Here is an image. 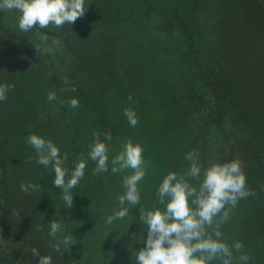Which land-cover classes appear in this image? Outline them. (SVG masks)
<instances>
[{"label":"trees","instance_id":"16d2710c","mask_svg":"<svg viewBox=\"0 0 264 264\" xmlns=\"http://www.w3.org/2000/svg\"><path fill=\"white\" fill-rule=\"evenodd\" d=\"M195 2L85 0V15L71 26L26 33L14 30L24 49L15 53L13 60L23 63L32 75L28 88L18 86L15 91L21 96L18 113L28 114L23 120L30 134L50 139L61 156L67 154L69 169L81 153L87 157L96 139L94 133L101 134L111 161L128 139L126 128H141L152 117L159 119L160 132L155 139L159 142L153 152L134 142L143 147V157L150 164L138 185L140 204L133 207L126 203L129 215L111 225H106V218L120 209L118 196L125 191L122 179L130 171L114 174L109 163L107 173L93 175L95 162L88 160L84 178L72 190L73 207L69 209L62 192L53 186L54 172L36 163L31 145L18 158L23 172L18 182L41 186L40 191L30 192L40 216L61 223V233L74 237L72 247L90 264L134 262V253L144 246L146 236V226L138 220L139 209L145 206L148 210V203H152L149 210L162 207L156 195L159 184L170 171L186 172L189 162L184 157L193 150L204 167L210 162L242 161L246 186L254 194L238 201L221 231L229 246L236 241L244 245L248 264H264V127L254 124L249 107L233 97L239 88L236 83L224 85L214 65L212 72L200 65L207 34L204 21L185 20L188 14L208 9L209 3L203 0L199 6ZM18 15L10 11L14 26ZM71 87L76 90L64 91ZM49 92L56 93L59 103L47 100ZM72 98L78 99V107H70ZM125 108L136 113V127L129 125ZM104 133H110L112 139L104 141ZM6 168L0 162L1 223L9 235L7 204L14 174ZM118 226L123 234L116 240ZM114 241L117 243L112 245ZM21 245L18 252L0 259V264H33L35 255L26 249L27 244ZM35 257L39 260L41 256Z\"/></svg>","mask_w":264,"mask_h":264},{"label":"clouds","instance_id":"9594fccd","mask_svg":"<svg viewBox=\"0 0 264 264\" xmlns=\"http://www.w3.org/2000/svg\"><path fill=\"white\" fill-rule=\"evenodd\" d=\"M0 11L18 12V29L26 33L71 26L85 15L86 7L85 0H0ZM13 89L12 84H0V102L6 100L7 93ZM69 90L76 89H64ZM47 100L59 103L55 92H49ZM68 103L72 108L79 106L76 98ZM124 116L130 126L138 125L134 110L125 108ZM94 135L96 139L90 145L87 157L81 153L71 169L67 167V154L61 156L50 139L30 134L27 143L35 151L36 163L50 167L54 172L53 186L62 192V200L69 209L73 207L72 190L84 178L88 160L95 162L93 175L107 173L109 163L114 174L130 171L131 174L122 179L125 191L118 196L120 209L106 218V225H111L129 215V208L124 207L126 203L133 207L140 204L138 185L147 175L150 164L143 157V147L134 144L130 138L122 142L118 154L109 161L107 144L101 141L100 133ZM103 137L104 141L112 139L110 133H104ZM184 159L189 162L187 171L183 174L168 172L156 190L158 204L162 207L139 209L138 220L146 226V236L144 246L135 251L132 264H212L213 261L236 264L237 260L240 264H248L250 257L243 251L244 245L236 241L229 246L221 231L238 201L254 194L246 186L242 161L237 158L223 163L210 162L208 167H204L195 150L185 154ZM40 187L32 183L20 185L25 194L40 191ZM62 230L61 223L49 222V235L55 238L53 248L57 253L61 252V245L68 252L76 243L73 236L57 238ZM234 252L238 254L235 258ZM38 264H52L51 256H42Z\"/></svg>","mask_w":264,"mask_h":264},{"label":"rangeland","instance_id":"374dc122","mask_svg":"<svg viewBox=\"0 0 264 264\" xmlns=\"http://www.w3.org/2000/svg\"><path fill=\"white\" fill-rule=\"evenodd\" d=\"M205 1L209 3L208 9H201L196 15L188 14L189 20H185L188 23L204 21L202 25L207 34L205 42L202 43L200 65L204 69L209 68L211 72L214 70L210 67L214 65L222 84L231 86L236 83L239 88L233 97H237L243 105L249 107L254 124L264 127V0ZM196 2L201 6L203 0ZM9 16L10 11H0V84L14 85V89L7 93V99L0 102V162L7 167L6 170L11 169L15 176L13 175L11 180L7 204V222L11 228L8 235L1 223L3 173L0 170V259L15 254L21 249V244H27L26 249L35 256H51L52 264H90L91 262H86L72 246L68 252H65L63 245L60 253L54 250L56 241L49 235L48 219L40 216V208L33 201L30 192L25 194L20 189L18 179L23 177V172L19 168L18 158L24 155L29 145L24 139L30 133L23 120L29 116L18 113L17 103L21 96L17 97L15 91L18 86L28 88L32 81L29 68L13 60L15 53L24 49V43L17 42L15 38L14 30L18 29V20L14 26ZM45 30L54 31L55 28L49 27ZM158 123V117H152L141 128H126L124 134L133 143L141 142L153 152L159 142L155 140L160 132ZM21 142L23 143L20 144ZM8 164L12 166L10 169ZM146 207L151 209L152 203H148ZM4 225L7 226L6 223ZM115 231L117 240L123 230L118 226ZM63 236L66 235L61 232L57 234V238ZM116 243L114 241L112 245ZM86 248L87 246L85 250ZM35 256L32 259L33 264H38L39 260ZM18 262L24 261L19 259Z\"/></svg>","mask_w":264,"mask_h":264},{"label":"water","instance_id":"95a60500","mask_svg":"<svg viewBox=\"0 0 264 264\" xmlns=\"http://www.w3.org/2000/svg\"><path fill=\"white\" fill-rule=\"evenodd\" d=\"M132 230V228L130 229V231ZM129 236V235H128Z\"/></svg>","mask_w":264,"mask_h":264}]
</instances>
